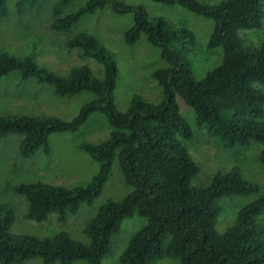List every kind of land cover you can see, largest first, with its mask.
I'll list each match as a JSON object with an SVG mask.
<instances>
[{
	"label": "trees",
	"instance_id": "trees-1",
	"mask_svg": "<svg viewBox=\"0 0 264 264\" xmlns=\"http://www.w3.org/2000/svg\"><path fill=\"white\" fill-rule=\"evenodd\" d=\"M180 6L213 22L207 50L222 49L221 62L195 79L189 53L194 35L187 29L175 31L162 18L146 19L141 7L115 0H88L76 11L61 16L69 0L53 6L51 29L68 33L87 14L109 7L116 14L133 13V25L124 43L134 45L141 35L159 50L166 67L152 72L160 88V99L151 103L134 96L125 111L114 104L118 67L98 38L80 33L66 46L81 58L102 67V77L87 65L69 70L65 77L39 68L29 58H16L0 51V78L18 71L21 80L35 78L50 85L59 97L90 92L94 98L82 105L69 120L56 116L0 115V138L20 136L19 156L29 159L36 152H49V137L75 133L95 113L103 114L111 128L107 140L82 144L83 150L99 164L86 185L72 188L40 181L20 183L12 189L27 202L24 218L44 222L51 214L64 222L81 204L91 205L102 193L114 162L131 191L121 200H109L84 226L88 244L59 232L51 238L11 234L14 211L0 203V264H25L40 259L43 264H102L118 238L122 224L135 214L146 224L128 240L118 264H154L170 259L178 264H264V188L246 180L238 168L215 173L207 186H193L199 172L182 141L193 132L180 114L177 99L193 111L197 128L220 141L224 148L264 144V41L246 46L240 31L258 29L264 18L262 0H223L208 4L199 0H151ZM38 0H19L18 13L33 9ZM7 2L0 0V21L7 16ZM180 38L183 44L180 45ZM186 38V39H185ZM259 160L264 166V150ZM9 189V185L5 187ZM257 194L239 208L233 223L222 233L216 230L223 198Z\"/></svg>",
	"mask_w": 264,
	"mask_h": 264
},
{
	"label": "rangeland",
	"instance_id": "rangeland-1",
	"mask_svg": "<svg viewBox=\"0 0 264 264\" xmlns=\"http://www.w3.org/2000/svg\"><path fill=\"white\" fill-rule=\"evenodd\" d=\"M19 0H6L7 16L0 21V51L16 58L32 59L39 68L58 76L65 77L69 70L80 65L89 66L94 74L102 77V67L92 59L81 58L76 49H68L67 41L80 33L95 36L113 56L118 67V78L114 91V104L125 111L132 98L157 103L160 88L151 77L153 71L166 67L159 56V50L153 47L145 35L132 46L124 43L125 32L133 25V13L116 14L109 7L84 15L68 33L55 32L50 25L54 18L53 6L59 0H38L33 9L17 11ZM88 0H69L62 9L61 16L68 15L83 6ZM132 7H141L146 19L151 21L162 18L175 31L189 29L194 35V47L189 53L195 79H201L205 73L221 62L222 49L207 50L205 45L213 31L210 19L198 16L180 6H167L151 0H115ZM208 4H217L223 0H199ZM264 13V0H262ZM246 46L257 48L264 41V18L258 29L240 31ZM186 39V38H185ZM183 40L180 38V45ZM94 95L83 92L75 96L59 97L50 85L38 83L35 78L21 80L18 71L0 78V115L9 116H56L62 120L73 119L80 107L91 101ZM180 114L189 124L193 137L182 141L190 158L198 165L199 172L192 178L191 185L207 186L217 172L238 168L246 180L264 188V166L259 160L264 144L251 143L247 147L224 148L220 141L199 129L194 114L183 101L177 99ZM111 128L103 114L95 113L89 117L75 133H56L49 137V152L39 150L29 159L19 156L20 136L7 135L0 138V203L7 204L14 211V223L11 234H27L38 238H51L59 232H66L80 243L88 244L84 235L86 223L92 219L99 208L109 200L118 201L127 195L131 188L124 183L117 162H114L109 179L102 193L93 204H81L74 215L60 222L51 214L44 222L27 220L25 198L14 192V186L20 183L43 182L51 185L72 188L86 185L97 173L99 164L83 150L82 144H99L110 136ZM9 185L7 190L5 187ZM257 194L223 198L219 205L216 230L222 233L230 226L239 208L255 199ZM264 222V212L260 216ZM146 224L136 214L123 222L120 234L114 242L111 253L102 264H118V258L129 238ZM25 264H43L40 259L29 260ZM58 264V263H56ZM73 264H86L77 261ZM154 264H178L170 259H161Z\"/></svg>",
	"mask_w": 264,
	"mask_h": 264
}]
</instances>
